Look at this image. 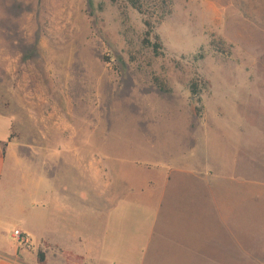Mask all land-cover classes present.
<instances>
[{
	"label": "rangeland",
	"instance_id": "374dc122",
	"mask_svg": "<svg viewBox=\"0 0 264 264\" xmlns=\"http://www.w3.org/2000/svg\"><path fill=\"white\" fill-rule=\"evenodd\" d=\"M129 1L0 0V59L70 100L145 264H264V0Z\"/></svg>",
	"mask_w": 264,
	"mask_h": 264
},
{
	"label": "crops",
	"instance_id": "0c3cea01",
	"mask_svg": "<svg viewBox=\"0 0 264 264\" xmlns=\"http://www.w3.org/2000/svg\"><path fill=\"white\" fill-rule=\"evenodd\" d=\"M18 64L0 59V264H38V250L46 264H145L113 205L121 184L103 188V158L72 136L70 100L21 88L39 80Z\"/></svg>",
	"mask_w": 264,
	"mask_h": 264
},
{
	"label": "trees",
	"instance_id": "16d2710c",
	"mask_svg": "<svg viewBox=\"0 0 264 264\" xmlns=\"http://www.w3.org/2000/svg\"><path fill=\"white\" fill-rule=\"evenodd\" d=\"M129 2H130L131 6H132L133 8H135V9H136L137 11H139V12L141 11V9H140L141 6H140V4H139L138 1L130 0ZM145 26H146V36L148 37V36L151 35V27H150L148 21L145 22ZM155 39H156V42H155V43H150V40H148V39H147V41H145V42H147V45H151V47L153 48V50H154L155 52H157L158 49H159V47H160V45H159V43H157V42H158V38L155 37ZM196 90H197V84H196V82L194 81V82L191 84V91H192L193 94H195V93H196ZM65 254H66L67 256H69V253H65ZM36 260H37V263H38V264H46V262H45V260H44V253H43L41 250H38V251H37V254H36ZM66 264H69V261H67Z\"/></svg>",
	"mask_w": 264,
	"mask_h": 264
},
{
	"label": "built area",
	"instance_id": "2783aa9c",
	"mask_svg": "<svg viewBox=\"0 0 264 264\" xmlns=\"http://www.w3.org/2000/svg\"><path fill=\"white\" fill-rule=\"evenodd\" d=\"M12 237L15 238L17 243H19L22 246H28L29 245V239L28 236L18 229H15L12 231Z\"/></svg>",
	"mask_w": 264,
	"mask_h": 264
}]
</instances>
